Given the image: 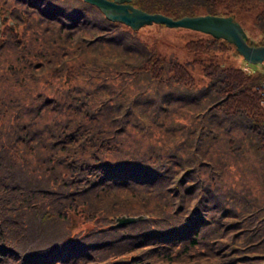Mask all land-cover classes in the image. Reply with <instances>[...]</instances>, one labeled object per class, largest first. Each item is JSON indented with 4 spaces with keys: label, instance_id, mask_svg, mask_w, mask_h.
Wrapping results in <instances>:
<instances>
[{
    "label": "trees",
    "instance_id": "obj_1",
    "mask_svg": "<svg viewBox=\"0 0 264 264\" xmlns=\"http://www.w3.org/2000/svg\"><path fill=\"white\" fill-rule=\"evenodd\" d=\"M132 2L251 10L264 43V0ZM0 12V264H264V65L206 32L165 55L86 0Z\"/></svg>",
    "mask_w": 264,
    "mask_h": 264
},
{
    "label": "water",
    "instance_id": "obj_2",
    "mask_svg": "<svg viewBox=\"0 0 264 264\" xmlns=\"http://www.w3.org/2000/svg\"><path fill=\"white\" fill-rule=\"evenodd\" d=\"M97 5L105 15L121 21L133 29L153 22L164 23L167 26H183L206 33L214 37H222L232 42L236 50L249 62L257 63L264 60V43H250L248 33L235 18L234 14L200 13L183 15L173 18L162 12H150L135 5L132 0H86ZM147 217L145 214H121L116 217V223H125Z\"/></svg>",
    "mask_w": 264,
    "mask_h": 264
},
{
    "label": "rangeland",
    "instance_id": "obj_3",
    "mask_svg": "<svg viewBox=\"0 0 264 264\" xmlns=\"http://www.w3.org/2000/svg\"><path fill=\"white\" fill-rule=\"evenodd\" d=\"M5 13L0 12V29L3 24V17ZM237 19L241 22L250 38L258 41L260 38L259 30L255 29V16L256 13L251 10L238 11ZM142 32L145 38L152 43L161 53L165 55L176 54L182 59L189 56L183 47V43L188 38H195L206 34L203 31L183 27V26H167L164 23L153 22L142 26ZM230 59L226 58L225 61H231L236 64H241L246 67L264 65V60L257 63H248L246 59L239 53H231ZM251 64V65H250ZM256 68V67H255ZM196 78L202 80V71L200 69L193 70ZM11 264V263H8Z\"/></svg>",
    "mask_w": 264,
    "mask_h": 264
},
{
    "label": "built area",
    "instance_id": "obj_4",
    "mask_svg": "<svg viewBox=\"0 0 264 264\" xmlns=\"http://www.w3.org/2000/svg\"><path fill=\"white\" fill-rule=\"evenodd\" d=\"M262 88H263L262 91L264 92V83H263V85H262Z\"/></svg>",
    "mask_w": 264,
    "mask_h": 264
}]
</instances>
